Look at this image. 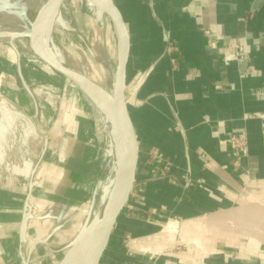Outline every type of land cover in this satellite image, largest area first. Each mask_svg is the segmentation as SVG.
Here are the masks:
<instances>
[{
  "label": "crops",
  "instance_id": "0c3cea01",
  "mask_svg": "<svg viewBox=\"0 0 264 264\" xmlns=\"http://www.w3.org/2000/svg\"><path fill=\"white\" fill-rule=\"evenodd\" d=\"M113 1L130 37L124 97L138 153L99 264H264V0ZM21 32H0V98L31 117L53 150L39 162L35 191L22 177L0 184V264H29L34 219L46 226L40 243L68 222L72 242L109 165L95 103L74 83L77 94L47 83ZM237 37L244 58L229 60ZM233 136L247 141L248 156L224 142ZM36 192L53 210L45 217L31 215Z\"/></svg>",
  "mask_w": 264,
  "mask_h": 264
},
{
  "label": "rangeland",
  "instance_id": "374dc122",
  "mask_svg": "<svg viewBox=\"0 0 264 264\" xmlns=\"http://www.w3.org/2000/svg\"><path fill=\"white\" fill-rule=\"evenodd\" d=\"M46 1L47 0H0V32L28 31L31 27L30 22L34 21L38 12L42 9H37L36 12L32 6L36 4L39 7L41 5L43 7ZM81 7H83V10H81ZM59 11L60 15L58 23L53 25L52 35L55 46L61 52L64 59L65 66L88 77L104 90L111 92L117 65V56L115 54V34L112 28H110V31L107 29V26L110 25L109 19L107 20V17L105 16L104 24H100L90 11L88 0H65V7L62 9L60 8ZM84 17L88 18V22L83 20ZM6 40L7 39H1V42H5ZM18 42L22 44L26 50L30 49L28 39L20 38L18 39ZM104 47L106 49H104ZM28 53L30 54L29 56L33 63L49 72V79L47 83H59L62 88H65V91H72L71 94H77L78 88L72 82L68 81L61 74L48 67L34 54L33 51L32 53ZM102 69H104V71ZM42 95L45 97V94L42 93ZM71 96L72 95H69L70 98ZM51 98H53V93L50 92L48 93V99ZM2 106L6 107L10 111L11 117H6L4 116V113L0 112V126L2 125L3 128L2 129L0 127V184L9 186H12L11 184H15L13 183V178H10L5 169V163L8 160V157L13 156L20 149L23 142L28 140L27 142H29L31 147L35 149V153L38 156L37 162L35 163L36 167L33 169L34 173L30 177L31 181H33L32 189L35 191V186L37 184L35 181L37 180L39 162H42L47 158L48 154L53 150L52 145L47 139L48 137L45 138L46 134L41 132V130L37 127L36 122L31 117L14 108L4 98H0V109ZM24 115L30 118L32 122H30ZM96 116L97 126L95 134L99 137L101 142H105V144L102 143L101 145L102 152L106 155L109 163L108 170L106 168V175L103 179L105 180L113 171V167H110V157L107 156V152L110 150L111 144L109 132L105 128L101 114L99 113ZM66 127L65 123L63 126L64 132L66 131ZM68 128L70 129L71 127ZM1 130H3V132ZM98 196L99 190L97 191L95 197L92 198V212L97 211L98 209ZM28 202V204L31 205V215L33 218L42 216L45 217L46 213L52 210L50 208L51 206L43 204V201L39 198V194L37 192L29 197ZM89 204L90 201L87 205ZM84 211L85 209L80 213V222H82L85 217ZM93 219L94 216H92L91 213L90 224H92ZM29 223L31 226L29 225L30 228L28 229L26 235L27 244L25 251L29 250V245L34 242L29 264H60L64 257L71 251V247L68 243L74 233L73 230H71L73 224L68 222L59 236L50 240L47 246L38 241L41 238V235L45 233V224L41 220L39 221V219H34ZM87 226H89V224ZM69 234L70 236H68ZM16 248L17 247L11 250L14 251ZM3 252H5V250L2 246H0V255H2ZM1 258L3 257L0 256V259Z\"/></svg>",
  "mask_w": 264,
  "mask_h": 264
},
{
  "label": "water",
  "instance_id": "95a60500",
  "mask_svg": "<svg viewBox=\"0 0 264 264\" xmlns=\"http://www.w3.org/2000/svg\"><path fill=\"white\" fill-rule=\"evenodd\" d=\"M62 1L63 0H48L32 24L31 32L26 33L23 36L30 38L32 50L42 62L47 64L57 73L61 74L68 81L74 83L95 104H101L113 122L115 152L119 170L116 183L110 197L108 213L105 219L97 226L88 242L90 253L100 251L98 260L99 264L100 259L108 245L117 218L127 200L135 178L137 167L138 147L129 131L124 97L127 68L130 57V37L122 14L114 4L113 0H92L94 5L109 19L110 25L116 37L117 65L112 90L111 92H107L86 76H83L77 71L58 63L40 51L39 46H41V37L37 42L39 44L37 48H35L32 43L35 26L40 23L41 30L44 24L48 25L60 9ZM70 254L71 252L64 257L60 264H65ZM24 264H27V262L25 261Z\"/></svg>",
  "mask_w": 264,
  "mask_h": 264
},
{
  "label": "bare ground",
  "instance_id": "6f19581e",
  "mask_svg": "<svg viewBox=\"0 0 264 264\" xmlns=\"http://www.w3.org/2000/svg\"><path fill=\"white\" fill-rule=\"evenodd\" d=\"M53 5H52V7H53ZM88 6H89V9L92 12V14L96 17L97 21L100 24H104V20H105L104 17L105 16L94 5L92 0H88ZM59 12L60 11L58 10L57 13L55 14V16L50 21V23L48 25L44 24L42 26L41 30H40V28H41V24L40 23L35 26V32H33V36H32V43L35 46V48H37L38 45H39L37 42H38L39 38L41 37L42 40H41V46H39V50L42 51L44 54H46L48 57H50L53 60L57 61L58 63H60L62 65H65L64 64V59H63V57L61 55V52L55 46V43H54V40H53V35H52L53 25L58 23V18H59V15H60ZM107 20H108V18H107ZM67 26H68V24H67ZM107 29L110 31V26H107ZM107 29H106V32H107ZM22 32H27L28 33V32H31V31H22ZM18 33H20V32H18ZM105 41H106V39H105ZM104 49H106V48L104 47ZM107 49H108V47H107ZM102 70L104 71V69H102ZM95 106H96L97 110L99 111V113L101 114V118H102V120H103V122L105 124V128L109 132L110 144L111 145H110V150L107 152V156L110 157V159H109L110 162H111L110 163V167L111 166L113 167V171L103 181V183H102V185H101V187L99 189V196L97 198V200H98V209H97V211L92 212V216H94L92 224H90V222H89V226L85 227L82 232L80 231L78 236L72 242H70V247H71V251L70 252H71V254L69 255V258H68L67 262H65V264H98L100 251H98L96 253H90V247L88 246V242H89L91 236L93 235L95 229L97 228V226L105 219V217H106V215L108 213L109 206H110V197H111L114 185L116 183L117 174H118V170H119V165H118V162H117V159H116V152H115V139H114L113 122H112L109 114L107 113V111L105 110V108L101 104H99V105L95 104ZM0 110H1L0 111L1 113H4V116L11 117V113L6 107L2 106V108ZM0 127L2 128V125ZM1 131L3 132V130H1ZM87 246L89 247V249H88ZM66 251H67V249H66Z\"/></svg>",
  "mask_w": 264,
  "mask_h": 264
},
{
  "label": "built area",
  "instance_id": "2783aa9c",
  "mask_svg": "<svg viewBox=\"0 0 264 264\" xmlns=\"http://www.w3.org/2000/svg\"><path fill=\"white\" fill-rule=\"evenodd\" d=\"M243 58L244 39L240 37L231 38L229 41L228 59L242 60ZM28 120L32 122L30 118H28ZM27 141L28 140H25L21 145L20 149L13 156L8 157V160L5 163V169L10 178L22 177L24 179H30V177L34 173L33 169L34 167H36L35 163L37 162L38 156L35 153V149L31 147V145ZM224 142L229 144L231 149L239 151L244 157L248 156L249 150L247 141L245 139H240L238 137L233 136L228 139H225Z\"/></svg>",
  "mask_w": 264,
  "mask_h": 264
}]
</instances>
